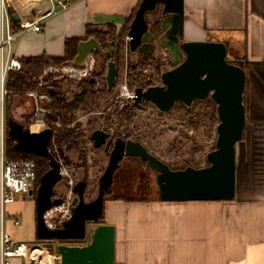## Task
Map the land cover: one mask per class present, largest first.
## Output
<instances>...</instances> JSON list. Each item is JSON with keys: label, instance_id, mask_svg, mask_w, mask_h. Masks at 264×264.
I'll return each instance as SVG.
<instances>
[{"label": "crops", "instance_id": "0c3cea01", "mask_svg": "<svg viewBox=\"0 0 264 264\" xmlns=\"http://www.w3.org/2000/svg\"><path fill=\"white\" fill-rule=\"evenodd\" d=\"M8 1L18 22L38 19L54 7L41 31H20L15 53L23 58L62 56L66 39L84 38L88 27L115 25L119 30L142 0H61L66 8L60 0ZM184 6L183 41H224L232 59L247 61L250 99L244 138L237 144L236 195L229 201L156 199L122 206L120 217L105 222L117 228L116 264H264V0H184ZM34 106L27 95L9 102L19 120ZM30 129L42 126L33 122ZM26 196L8 205L7 229L15 239L32 243L36 205ZM12 264L24 260L14 258Z\"/></svg>", "mask_w": 264, "mask_h": 264}, {"label": "water", "instance_id": "95a60500", "mask_svg": "<svg viewBox=\"0 0 264 264\" xmlns=\"http://www.w3.org/2000/svg\"><path fill=\"white\" fill-rule=\"evenodd\" d=\"M158 11L150 21L148 14ZM184 0H142L128 30L129 48L149 58L155 51L154 42L161 36V46L167 49L172 67L161 73L162 84L147 88L136 87L134 101L143 99L161 111L171 110L176 102L189 109L194 101L210 98L216 103V147L206 155L203 167L187 166L173 169L151 153L140 140L117 137L104 129H95L91 139L95 146L113 144L109 163L99 181L95 199L86 201L87 182L82 180L73 187L72 215L62 227L48 226L45 213L64 202L56 197L55 186L63 178L62 164L49 147L53 130L40 131L25 128L14 117L8 119V135L13 148L23 153H35L50 158V168L41 176L36 193L37 237L40 240H83L86 244L57 245L58 264H116L117 228L112 223H99L104 213V196L112 191L113 177L125 156L140 157L157 172L159 197L162 201L232 200L237 191V144L243 140L247 123L244 103L247 83L246 60L227 59L228 45L224 41H183ZM14 20L19 17L14 15ZM120 43H103L96 37L82 40L71 65L84 68L89 57L99 53L107 61L105 76L107 88L112 91L119 78ZM94 225L88 228L87 223Z\"/></svg>", "mask_w": 264, "mask_h": 264}, {"label": "rangeland", "instance_id": "374dc122", "mask_svg": "<svg viewBox=\"0 0 264 264\" xmlns=\"http://www.w3.org/2000/svg\"><path fill=\"white\" fill-rule=\"evenodd\" d=\"M157 15L158 11H155L149 13L147 17L152 21ZM93 29L104 33L103 40L104 37L111 38L105 34L108 32V27ZM108 41L114 44L120 43L119 78L116 87L110 91L100 104L86 109L78 107L70 112V117H73V120L67 127L76 130L80 134L79 138L74 139L72 143L63 145L52 139V143L49 145L51 152L61 162L64 171L62 180L55 186L56 197H62L64 202L49 209L46 217L47 223L52 227H62L63 223L72 215L73 199L76 195L73 192V187L77 182L82 180L87 182L86 201H91L98 195L99 181L109 163L113 144L108 146L105 143L100 147L95 146L91 139V134L95 129L106 130L112 134L110 137L113 141L117 137L140 140L151 153L164 160L173 169L185 168L189 165L195 167L206 166L208 164L207 153L216 147L219 120L216 116V103L210 98L196 100L191 109L183 102L178 101L171 110L164 112L150 101L146 102L145 99L139 104H135L127 94L119 96L122 91L127 92L128 89L131 93H135L136 87L147 88L150 78L152 79L150 82L153 84L159 82L160 76L156 72V68L149 66V64L154 66L161 61L165 63V69L171 67V63L160 58L161 56L165 58L168 55H165L167 49L161 46L158 39L154 42L155 52L147 63L143 57H140L139 52L130 50L128 32L122 39L111 38ZM101 42L104 47L107 46V42L106 44L103 41ZM238 44L242 50L244 43L239 42ZM93 56L95 59L94 69L91 76L87 78L63 77L60 75V71L55 70L52 72L49 70L46 73L48 67L44 70L38 83L42 81L43 89H47V91L55 86L60 93V97L65 99L66 103H70L76 98L82 90L83 81L89 78L96 81V89H103L107 86L105 76L108 60L99 53L93 54ZM232 56L231 52L228 53L227 59L233 61ZM43 91L46 92V90ZM16 95L22 98L26 94ZM245 97L244 103L247 112L250 99L249 88L245 90ZM127 105H140V108L134 109L135 114L132 122L122 119L121 111ZM8 113L11 117H14L11 110ZM33 116L34 109L32 113L26 114L21 120L14 118L24 124L25 128L30 129V124L34 121ZM12 142L14 141L10 142L9 140V143ZM42 161L40 160V166ZM40 166L41 171L42 167ZM49 167L50 164L48 163L47 168ZM156 176L157 172L148 167L140 157L126 156L120 162V166L114 174L112 191L105 196L104 215L99 223H105L110 219L120 217L122 214L119 212L122 210V206L140 202L130 200V197L132 199L135 197L136 199L144 198L146 199L144 202L159 200V186ZM36 193L34 195V192H32L26 196L27 201L33 198L35 202V215H37ZM127 211L128 209L125 212L127 213ZM26 223V220L23 219L22 229L25 228ZM92 225H94L93 222L87 223L88 228ZM88 240V237L83 240H40L37 237L31 244L37 247L41 246L54 253L58 244L81 245L87 243Z\"/></svg>", "mask_w": 264, "mask_h": 264}, {"label": "built area", "instance_id": "2783aa9c", "mask_svg": "<svg viewBox=\"0 0 264 264\" xmlns=\"http://www.w3.org/2000/svg\"><path fill=\"white\" fill-rule=\"evenodd\" d=\"M58 3L64 8L68 6L66 1L60 0ZM52 13H54V7L38 19L19 22V30H15L9 10V1L0 0V264H12L14 258H22L24 264H41L46 256L40 257L39 255L37 257L36 245L15 239L7 229L8 205L16 202L21 195H28L36 191L37 165L33 159L8 156L7 142L9 135L6 104L10 93L7 85L9 73L21 70L23 65L21 59L15 53V44L20 31H41L44 19ZM94 62V56L91 55L84 68L75 67L71 64L52 66L46 70V73L49 70L50 72L55 70L60 71V75L63 77L83 79L91 76ZM40 88H43L42 81L38 83L36 89L29 90L26 95L35 100L33 122L40 124L42 128H46L47 125L44 118L50 112L49 105L52 101V96L49 92H44ZM125 94L131 99L135 96V93H131L129 89L127 92L122 91L119 96L121 97ZM56 125L59 127L61 123L57 122ZM62 173L64 174L63 170ZM47 214L48 210L45 213V219ZM15 224L18 225L19 220L15 219ZM48 226L52 227L49 224ZM46 251L53 262L52 264H57L60 260L59 254L57 252L51 253L48 249Z\"/></svg>", "mask_w": 264, "mask_h": 264}, {"label": "trees", "instance_id": "16d2710c", "mask_svg": "<svg viewBox=\"0 0 264 264\" xmlns=\"http://www.w3.org/2000/svg\"><path fill=\"white\" fill-rule=\"evenodd\" d=\"M137 8L134 9L132 15L126 20V23L121 29L118 30V28L115 25H108L107 26L108 32L105 34L109 35V37L114 38V39L124 38V36H126L129 30L130 24L135 16ZM10 14L13 19L14 29L18 30L19 22L14 20L13 18L14 12L12 10L10 11ZM103 34L104 33L95 31L93 28L88 27L87 34L84 38L72 37V38L66 39L65 53L62 56L38 55V56H28V57L20 58L23 64L22 69L17 70V71H11L8 76L7 85L10 91L8 95V99H7V104H6V111H7L8 119L11 117V115H9L8 113L9 112V102H10L11 97L15 96L16 94H19V95L26 94L29 90L37 88L39 78L43 74L44 70L47 69L48 67L64 66V65L70 64L71 61L77 55L78 45L82 40L88 39L90 37H96L100 41H103L105 44L108 40H111V38L108 39L105 37L103 40L102 38ZM95 85H96V81L92 80L91 78L83 81V87H82L81 92L70 103H66L65 99L60 97V93L55 86L49 89L48 91L47 89L40 88L41 90H46L52 96V101L49 105L50 113H47V115L44 118V121L46 122L47 127H50L53 130V137L51 138L49 145L52 143V139L55 140L58 144L63 145V144L72 143L74 139H77L80 137V134L77 133L76 130L67 127L68 124H70V122L73 120V117H70L71 116L70 112L78 107L82 109H86L91 106L98 105L110 93L107 86L104 87L103 89H96ZM145 101L149 102L147 99H145ZM135 108H140V105H136V106L127 105L126 107H124V109L121 111L122 119L124 118L128 122H132V118L135 114V111H134ZM57 122L61 123L63 127L62 126L57 127L56 125ZM9 140L10 142L13 141L11 138H8L7 153L9 157L29 158V159H33L36 162V165H37L36 191H37L41 175H43L51 167L50 166L49 168H47L48 163L50 164V158L46 156H39V155H36L35 153H23V152L16 151L13 148L15 142L9 143ZM54 156L56 157L55 154ZM40 160H43L41 162V166L39 165ZM39 166L42 167L41 171L39 169ZM107 193L108 192L105 193V196ZM105 196H104V199H105ZM129 199L136 200V201L146 200L144 198L136 199V197L133 199L130 197Z\"/></svg>", "mask_w": 264, "mask_h": 264}, {"label": "flooded vegetation", "instance_id": "af4514ba", "mask_svg": "<svg viewBox=\"0 0 264 264\" xmlns=\"http://www.w3.org/2000/svg\"><path fill=\"white\" fill-rule=\"evenodd\" d=\"M154 19H155V18H154ZM154 19H153V20H154ZM157 39H158L159 43L161 44V39H162V37L159 36V37H157ZM154 52H155V51H154ZM139 53L141 54L140 57H143V59H145V62L147 63V61L149 60V58H150L151 56H150L149 58H144V56L142 55V53H141V52H139ZM165 55H167V52L165 53ZM160 58H161V60H166L168 63H171L167 56H166L165 58H164L163 56H161ZM239 60H241V59H239ZM233 61H238V60L233 59ZM164 62H165V61H164ZM149 66H151V67H155V68H156V72H157L158 75L160 76V80H159V82H154L155 84H153V83L150 82V81L152 80V79L150 78V79L148 80V85H147L146 87H149V86H151V85L162 84V80H161V73H162V72H161V71L166 70V69H165V63L159 61V63H156L154 66L151 65V64H149ZM171 67H172V65H171ZM132 100L134 101V98H133ZM134 102H135V101H134ZM194 102H195V101H194Z\"/></svg>", "mask_w": 264, "mask_h": 264}, {"label": "bare ground", "instance_id": "6f19581e", "mask_svg": "<svg viewBox=\"0 0 264 264\" xmlns=\"http://www.w3.org/2000/svg\"><path fill=\"white\" fill-rule=\"evenodd\" d=\"M42 129H44V128H42ZM42 129H41V130H42ZM37 252H38V251H37ZM39 255H40V257L46 255V256L44 257V260H43L44 262H42L41 264H52V263H53V262L50 260V258L48 257V255H47V251H46V253H38V254H36L37 257H39Z\"/></svg>", "mask_w": 264, "mask_h": 264}]
</instances>
